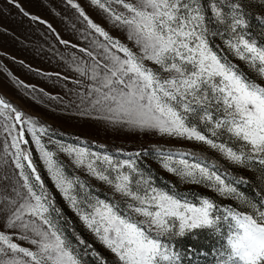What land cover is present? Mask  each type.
Masks as SVG:
<instances>
[{
  "label": "snow or ice",
  "instance_id": "1",
  "mask_svg": "<svg viewBox=\"0 0 264 264\" xmlns=\"http://www.w3.org/2000/svg\"><path fill=\"white\" fill-rule=\"evenodd\" d=\"M90 2L119 35L68 0L87 29L102 38L79 49L89 60H70L83 78L78 83L87 81L79 95L82 112L206 146L229 166L258 165V191L246 195L237 186L248 179H229L227 169L195 152L155 149L167 173L228 203L221 206L209 195L190 200L156 185L136 159L116 162L53 141L48 127L0 99V264H90L84 257L95 264H183L186 253L173 241H195L201 234L217 237L215 264H264V0ZM252 9L259 15H250ZM250 19L261 26L259 39L250 34ZM45 137L70 158L68 164L106 185L112 198L85 191L88 185L69 173ZM30 143L55 189L108 257L75 231L68 234Z\"/></svg>",
  "mask_w": 264,
  "mask_h": 264
},
{
  "label": "rangeland",
  "instance_id": "2",
  "mask_svg": "<svg viewBox=\"0 0 264 264\" xmlns=\"http://www.w3.org/2000/svg\"><path fill=\"white\" fill-rule=\"evenodd\" d=\"M73 2L79 4L94 23L100 24L113 36L119 35L106 22V14L91 4L90 0ZM250 15L258 16L259 13L252 9ZM249 23L252 26L250 34L259 39V22L250 19ZM94 37L102 40L87 29L86 21L71 7L68 0H0V99L10 103L26 117L48 127L53 141L65 146L88 148L91 152L108 155L116 162L136 159L140 170L145 176L150 174L156 185L179 191L190 200L195 201L196 197L209 195L221 206L228 203L202 185L186 184L173 174L167 173L156 158L155 149L151 148L162 147L159 149L173 152L192 151L215 159L222 164V170L227 169L229 179L242 176L249 180V183L237 186L240 191L250 197L256 195L258 181L255 177L259 175L256 170L258 165L252 170L229 166L214 150L195 142L179 141L153 132L121 127L98 118V114L83 113L79 95L86 91L87 81L78 83L83 78L69 64L72 56L89 60L79 49L90 47L89 41ZM61 39L68 43H61ZM26 138L31 141L30 136ZM3 139L4 135L0 134V142ZM48 139L49 137H45L44 142L49 150L57 153V157L65 163L71 175L79 176L88 185L85 191L98 194L101 198H112L106 185L68 164L70 158L59 152L54 144L48 143ZM27 148L32 151L34 162L46 188L53 195L56 206L68 221V234L75 231L101 255L108 257L110 254L83 227L69 202L55 189L42 161L39 160L36 146L30 143ZM137 152L141 153L139 157L133 155ZM77 194L83 196L84 192ZM173 247L186 253L183 264H188L189 261L191 264H215V249L219 244L214 235L201 234L195 241L189 237L178 238L173 241ZM84 259L95 264L91 257Z\"/></svg>",
  "mask_w": 264,
  "mask_h": 264
},
{
  "label": "trees",
  "instance_id": "3",
  "mask_svg": "<svg viewBox=\"0 0 264 264\" xmlns=\"http://www.w3.org/2000/svg\"><path fill=\"white\" fill-rule=\"evenodd\" d=\"M158 148H162V147H158ZM151 149H156V148H151ZM164 149H166V148H164ZM197 154H199V153H197ZM199 155H201V154H199ZM202 156H204V155H202ZM204 158H206L207 160H209V161H212V162H214V163H217L220 167L222 166V164H220L218 161H216L215 159H212V158H210V157H207V156H204ZM211 160H210V159Z\"/></svg>",
  "mask_w": 264,
  "mask_h": 264
}]
</instances>
